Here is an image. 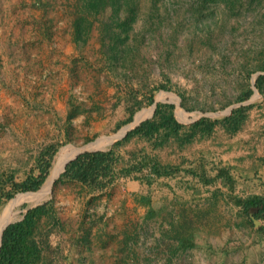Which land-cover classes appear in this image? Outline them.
I'll return each instance as SVG.
<instances>
[{
	"label": "crops",
	"instance_id": "crops-1",
	"mask_svg": "<svg viewBox=\"0 0 264 264\" xmlns=\"http://www.w3.org/2000/svg\"><path fill=\"white\" fill-rule=\"evenodd\" d=\"M25 16L32 23L15 30L13 46L7 49L4 39L0 41V174L13 173L17 180L26 177L45 145L71 133L69 129L75 117L84 122L92 116L94 120L87 123L86 129L93 128L96 133L117 129L116 66L109 65L99 52L88 62L80 85L83 107L74 110V63L81 57L84 47H78L73 40L71 17L44 12ZM168 147L173 154L167 157L161 152ZM152 150L150 154L157 156L162 163L180 164L186 168L194 166L198 170L204 169L208 176L214 177L219 168L225 167L235 180V194H264L263 106L251 109L246 123L235 134L217 128L209 138L195 141L185 148L168 145ZM75 184L83 191L80 195L73 193L69 196L67 210L72 209L71 220L61 217L65 229L53 231L50 238L53 247L64 248L68 264H89L99 252L113 254L115 258L123 250L128 254L134 243L133 236L158 215L168 213L171 215L170 225L180 223L184 220L182 210L176 215L171 210V203L176 198L207 200L215 206L219 204L215 200L219 196L225 198L231 212V222L223 228L252 233L251 247L257 249L259 258L248 256L245 264L264 262V238L255 237L257 225L251 230L248 218L240 216L239 207L228 199L231 188L226 177L204 183L198 176L182 172L158 178L150 185L121 177L103 190H90ZM139 195L150 196L152 209L157 215L148 217L149 207L137 201ZM79 200L82 204H78ZM94 200L98 203H92ZM198 234L188 232L184 236H192L195 248L204 246L211 250L215 247L217 237L213 233ZM178 243L175 239L174 244ZM243 243L240 242L241 246L246 245ZM188 249L179 250L174 255L183 252L185 256ZM211 256L213 259L217 257Z\"/></svg>",
	"mask_w": 264,
	"mask_h": 264
},
{
	"label": "rangeland",
	"instance_id": "rangeland-1",
	"mask_svg": "<svg viewBox=\"0 0 264 264\" xmlns=\"http://www.w3.org/2000/svg\"><path fill=\"white\" fill-rule=\"evenodd\" d=\"M69 1L42 0V5L45 6L37 7L34 0H0V41L4 39V47L7 49L13 46V40L16 38L15 30L21 28V25L32 23L25 15L31 16L36 12H44L48 14L63 13L69 17ZM165 6L168 8L167 17L157 28L146 32L134 68L129 70L126 76L121 65L114 69L115 75H117V123L127 117L126 106L133 101L130 88L141 91L137 95L139 99H142L143 90L161 83H166L168 87L156 91L154 98L160 102H173L179 121L187 123L201 115L222 117L229 112L232 106L238 104L236 97L242 85L247 82L242 76L244 66L254 68L256 64L264 60V28L254 26L256 20L261 16V12L254 10L240 15L236 20H231L234 28H229L226 31L220 28L223 19L221 8H215L216 11L213 15L208 13L203 17L202 23L197 25L194 18L190 16L186 0L177 3L167 2ZM145 22L140 19L137 25H142ZM82 52L81 57L74 63L76 87L73 104L76 111L83 107L80 85L84 77V68L88 62L94 60L92 58H96L98 52L102 54L96 30L93 32L88 46H84ZM260 72L263 71H254L248 81L253 84L254 78ZM90 79L94 80L91 77ZM179 90L185 95L188 105L195 106L193 110H187L182 106L183 98L179 94ZM259 96L260 93L255 92L251 97V102L258 99ZM152 108L153 103H143L136 109L133 121L142 111L147 115L142 119L150 117L149 112ZM255 108L258 109V107ZM256 113L258 114V111ZM93 120L92 116L84 122L80 117H75L73 126L69 129L71 133L55 142L61 145L59 149L70 145L83 147L104 136H111L110 142H114L116 139H120L121 131L126 130L128 125L133 122L123 124L110 132L96 133L93 128L86 129L87 123ZM110 142L98 148H91H104L111 145ZM140 150L153 153L148 142L137 138L119 147L120 153L125 158H129L130 152ZM161 154L168 157L173 152L168 147ZM36 191L17 192L1 207V216L5 211H8L9 214L5 226L9 222L22 218L28 207L50 197L55 198L60 218L71 220L72 209L67 210L70 205L69 196L73 193L80 195L83 189L75 183L56 181L51 192L39 202H30L24 199L25 196ZM219 197L215 199L219 203L215 206L208 203L207 200L176 198L171 203L173 207L171 210L175 212V215L177 211L182 210L185 221L174 222L170 225L171 222H168L171 218L170 214L158 215L149 220L147 225L142 226L136 236H133L134 243L128 254L121 250L117 259L113 254L99 252L96 257L94 254V258L90 259L89 264H245V258L248 256L259 258L257 249L251 247L253 246L251 244L252 233L248 234L247 231L242 232L237 228H223L226 223L231 222L229 219L231 212L225 198ZM92 203L97 204L98 202L94 200ZM78 204H82L80 200ZM66 219L65 221H67ZM249 225L253 230L255 226L250 223ZM65 226V222H61L54 227L53 231H63ZM179 227L182 235L195 232L201 236L200 233L211 232L217 237V243L211 250L204 246H198L188 249L185 256L183 252L174 255L172 246L175 243L174 237ZM213 239L215 240V238ZM113 241L115 242V240ZM229 241L232 243L229 244ZM241 241H244L243 244L246 245L241 246ZM51 247V258L54 263L68 264L67 259L64 258V248L56 249L52 244ZM211 254L216 255V259H213ZM261 264L264 262L261 261Z\"/></svg>",
	"mask_w": 264,
	"mask_h": 264
},
{
	"label": "trees",
	"instance_id": "trees-1",
	"mask_svg": "<svg viewBox=\"0 0 264 264\" xmlns=\"http://www.w3.org/2000/svg\"><path fill=\"white\" fill-rule=\"evenodd\" d=\"M182 1L184 0H70L68 14L72 19L73 40L78 47H84L96 30L105 60L112 67L121 65L126 76V73L134 68L136 58L140 55L146 32L157 28L166 19L167 2ZM186 1L190 16L197 25L202 23L203 17L208 13L213 15L217 8H221L223 19L220 28L223 30L234 28L231 20L254 10L261 12L254 26L264 28V0ZM35 5L45 6L42 5V0H35ZM140 19L146 22L138 26L137 22ZM244 68L242 76L247 82L242 85L236 97V101L241 104L234 107L230 114L222 117L202 115L193 122L184 123L175 115V104L158 102L152 116L129 130L123 138L105 149L79 153L66 164L65 170L56 181L79 183L90 190H103L111 187L121 177H130L149 185L158 178L176 176L182 172L198 176L204 183L213 182L218 177H226L231 188L228 199L239 207V215L246 216L252 226L257 225L254 219L261 221L257 225L255 237L264 238V194L255 193L247 196L235 194L233 192L235 180L227 168H219L213 177L208 176L204 169L198 170L194 166L186 168L180 164L162 163L157 156L144 150L130 152L129 158H125L119 151L120 146L134 138L148 142L153 149L168 145L185 148L195 141L209 138L217 128H222L228 134L237 133L246 123L252 108L264 107V60L254 68L247 66ZM257 70L263 71L255 78V86L261 96L255 101L242 103L255 93L253 84L248 80ZM167 87L166 83L147 87L142 91V99L137 95L141 91L130 88L133 101L126 106L127 117L117 123V128L131 122L137 108L143 103H154L156 91ZM179 94L183 98L182 106L187 110H193L195 106L188 105L183 92L179 90ZM60 146L54 142L45 145L36 157L34 167L23 179L17 180L13 173L0 175V209L17 192L36 191L43 185ZM137 201L149 207V218L158 214L152 209L150 196L139 195ZM60 223L61 218L54 197L28 207L22 218L10 222L4 229L0 246V264H55L51 258L50 234ZM181 235L179 227L174 237L179 243L172 246V254L194 246L192 236Z\"/></svg>",
	"mask_w": 264,
	"mask_h": 264
},
{
	"label": "bare ground",
	"instance_id": "bare-ground-1",
	"mask_svg": "<svg viewBox=\"0 0 264 264\" xmlns=\"http://www.w3.org/2000/svg\"><path fill=\"white\" fill-rule=\"evenodd\" d=\"M146 114L144 111L139 113L136 117V120L134 123L139 122L143 117H145ZM125 130L121 131V133H124ZM112 140L111 136H104L100 137L97 141L86 145L87 147H101L102 145L108 144ZM81 147H75V146H65L61 149V153L58 157L57 163H55V166L53 168V178H55L58 173L63 169L66 161L73 157L78 151H80ZM51 189V179H49L38 191L34 192L31 195L25 196L24 199L28 200L30 202H39L40 200L44 199L50 192ZM1 216V215H0ZM8 211H5L3 215L0 217V237L2 234V230L5 227V224L7 223L8 219ZM9 221V220H8Z\"/></svg>",
	"mask_w": 264,
	"mask_h": 264
},
{
	"label": "water",
	"instance_id": "water-1",
	"mask_svg": "<svg viewBox=\"0 0 264 264\" xmlns=\"http://www.w3.org/2000/svg\"><path fill=\"white\" fill-rule=\"evenodd\" d=\"M260 73H263V72H260ZM253 87H254V89H255V92H258L259 93V90L256 88V86H255V78H254V80H253ZM251 100H252V98H249L248 100H246V101H244V102H242V103H249V102H251ZM158 102H160V100H158L157 98H155L154 99V103H153V110H152V113H151V116H152V114L154 113V111H155V108H156V106H157V103ZM170 103H173V102H170ZM239 104H241V102H239L237 105H235V106H232L231 108H230V110H229V112L227 113V114H230L231 112H232V110H233V108L234 107H236V106H238ZM175 115H176V110H175ZM202 116V115H201ZM201 116H199L198 118H196V119H194V120H192V121H190V122H193V121H195V120H197V119H199ZM135 118V117H134ZM144 119H142V120H140L139 122H137V123H134V121H135V119H134V121L131 123V124H129L128 126L129 127H127V129L124 131V133H122V134H119V137L120 138H123L126 134H127V132L129 131V130H131V129H133L136 125H138L141 121H143ZM190 122H187V123H190ZM134 123V124H133ZM186 123V122H185ZM117 136V135H116ZM79 148V147H78ZM82 148V150H80L79 152H77L73 157H71V158H69L67 161H66V163H65V165H64V167H63V169L58 173V175L55 177V178H53V168H54V166H55V163H57V159H58V157H59V155H60V153H61V149H58V151H57V153L55 154V156H54V159H53V161H52V165H51V168H50V170H49V174H48V177H47V179L45 180V182L46 181H48L49 179H51V189H50V192H51V190H52V187H53V185H54V183L56 182V180L59 178V176H60V174L65 170V167H66V164L70 161V160H72V159H74L79 153H81V152H83V151H86V150H97V149H92L91 147H87V146H83V147H81ZM44 182V183H45ZM37 204H39V203H37ZM36 204V205H37ZM254 222L258 225V224H260V221L259 220H257V219H254ZM10 223V222H9ZM8 223V224H9ZM7 224V225H8ZM6 225V226H7ZM6 226L4 227V229L6 228ZM4 229H3V231H2V234H1V237H0V246H1V243H2V237H3V232H4Z\"/></svg>",
	"mask_w": 264,
	"mask_h": 264
}]
</instances>
